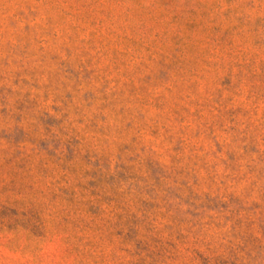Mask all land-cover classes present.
I'll return each mask as SVG.
<instances>
[{"label": "rangeland", "instance_id": "1", "mask_svg": "<svg viewBox=\"0 0 264 264\" xmlns=\"http://www.w3.org/2000/svg\"><path fill=\"white\" fill-rule=\"evenodd\" d=\"M0 264H264V0H0Z\"/></svg>", "mask_w": 264, "mask_h": 264}]
</instances>
